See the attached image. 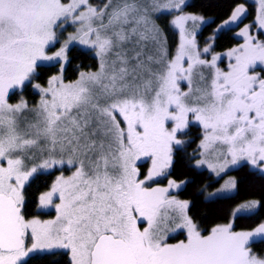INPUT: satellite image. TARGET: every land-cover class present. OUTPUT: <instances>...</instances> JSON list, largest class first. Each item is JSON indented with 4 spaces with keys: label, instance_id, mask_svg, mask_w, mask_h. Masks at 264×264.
Instances as JSON below:
<instances>
[{
    "label": "snow or ice",
    "instance_id": "snow-or-ice-1",
    "mask_svg": "<svg viewBox=\"0 0 264 264\" xmlns=\"http://www.w3.org/2000/svg\"><path fill=\"white\" fill-rule=\"evenodd\" d=\"M185 4L0 0V264H33L59 252L68 264H264L251 250L264 240V221L234 227L255 214L258 201L240 203L227 223L206 230L192 201L178 198L193 181L168 178L193 124L202 129L191 157L196 169L220 180L243 162L264 173V40L246 25L237 33L243 43L214 51L216 35L245 14L241 4L201 48L196 35L207 21L185 14ZM162 13L174 14L179 30L174 55L156 23ZM68 26L75 31L64 37ZM77 44L99 66L65 82ZM46 68L57 71L43 86ZM29 86L40 94L35 107L22 95ZM17 91L19 102L10 103ZM65 168L74 170L65 176ZM53 169L61 175L27 216L29 181ZM237 184L229 177L205 200L224 198ZM51 209L54 219L40 218ZM175 234L185 238L169 242Z\"/></svg>",
    "mask_w": 264,
    "mask_h": 264
},
{
    "label": "trees",
    "instance_id": "trees-1",
    "mask_svg": "<svg viewBox=\"0 0 264 264\" xmlns=\"http://www.w3.org/2000/svg\"><path fill=\"white\" fill-rule=\"evenodd\" d=\"M246 0H189L185 10L191 13L202 15L209 18L210 21L207 25H204L201 30L202 38L212 37L216 29L224 20L230 18L233 10L238 5H245ZM246 12L242 18L240 24L253 18L255 9L251 4L247 7L244 6ZM249 12V13H248ZM166 17V16H164ZM169 19L162 18L161 25L163 31L167 36L168 43L173 44L177 38V33L168 23ZM231 28V31H223L216 35L215 49L218 51H224L231 48L239 41L234 36L235 29ZM170 45V44H169ZM70 61L66 71L67 79H74L77 73L81 69H87L96 67L97 62L92 55L85 50L79 48H72L70 50ZM57 68H46L42 73L40 83H45L48 77L55 74ZM28 97L37 96L31 91L30 87L25 89ZM200 128L192 126L190 128V134L194 137L189 149L177 151L174 155V166L171 169L170 179L176 180H190V183L186 186V189L179 193V198L192 201L193 207L191 213L196 217L197 222L203 229L210 230L211 227L218 223H227L231 217L230 213L240 203L255 200L259 202V207L255 210V214L251 217L238 218L235 221V230H249L254 228L258 223L264 221V175L258 171L249 167V165L242 164L235 170H232L228 174L233 176L237 181V188L235 192L224 198L205 200V190L213 189L220 184L221 179H216L207 170L196 169L191 163L192 152L197 148L199 141ZM54 180V174H39L32 179L27 187L26 191V206L25 214L29 217L36 215L35 201L36 197L46 191ZM201 190H204L201 194ZM184 236H177L171 238L172 241L180 240ZM251 250L257 255H264V240H258L251 245ZM69 256L64 255L62 252L56 255H44L41 258L34 259L33 264H68Z\"/></svg>",
    "mask_w": 264,
    "mask_h": 264
},
{
    "label": "rangeland",
    "instance_id": "rangeland-1",
    "mask_svg": "<svg viewBox=\"0 0 264 264\" xmlns=\"http://www.w3.org/2000/svg\"><path fill=\"white\" fill-rule=\"evenodd\" d=\"M90 2L93 3L94 5H102V4L105 2V0H90ZM188 2H189V0H186V4H185V6H184V8H183L184 13H185V14H195V13H191V12H188V11L185 10V7H186V5H187ZM248 4H251V5L253 6V8L255 9V14H254L253 18H251L250 20L244 22V23L241 24V25H238V24H240L242 18L244 17V15H243V16L241 17V20L238 21L237 24H233V25L230 26L231 28H232V27L235 28V27L238 26V28L235 29V31L233 32V34H234V36L236 37V39L239 41L237 44H235V45L232 46L231 48L238 47V45H239L240 43H243V38H242V37H239V36L237 35V33H238L242 28H244L246 25L251 26V28H250L251 34L256 35L257 38L260 39V40H264V29H261V28L259 27V23H258V20H257L258 15H260V13H261V4H260V0H246V3H245L244 6L247 7V9H248ZM248 13H249V12H248ZM157 15H158V18H157V20H156V23L159 25V27H160L162 30H163V27H162V25H161V19H162V18H163V19H164V18H167V19H169L168 23H169L170 27H172V28L174 29V31L177 33V38H176V40H175V42H174L173 44L168 43V40H167V47H168V50H169V54H170V55H174V54H175V51H176V48H177V46H178V44H179V39H180V37H179V30H178V29H175V28L171 25V20L174 18V14L162 13V14H157ZM195 15H199V14H195ZM164 16H166V17H164ZM199 16H202V15H199ZM202 17H203V16H202ZM204 19H205V21H207V23L210 21L209 18L204 17ZM207 23H205V24H203V25L200 26V28H199L198 31H197V35H196L197 43H198V45H199L201 48H203V47L206 45V43L209 41V38H210V37H209V38H208V37H206V38H202V35H201V30H202V28H203L204 25H207ZM74 31H75V27H74V26H68V27H67V31L64 32V37H67L68 34L74 32ZM163 33H164V36L167 38V36H166V34H165L164 31H163ZM169 44H170V45H169ZM58 47H59V45H56V48H58ZM72 48H79V49H82V50L88 51V52L92 55V57L96 60V62H97V66H96V67H91V68H87V69H81V70H79V72H80V71H84V72H88V71H96V70L98 69V66H99V64H98V60L95 58V55H94V53H93L91 50H89V49H87V48H85L84 46L79 45V44L73 46ZM72 48H71V49H72ZM231 48H228V49H226V50H224V51H218V50L215 49V44H214V51H215L216 53H225V52H227V51H228L229 49H231ZM55 50H56V49L53 48V51H55ZM69 56H70V54H69ZM229 63H230V60H229L227 57H224V59H223L221 62H219V66H220L222 69H225V70H226V69H227V66H228ZM67 66H68V65H67ZM67 66H66V68H67ZM261 67H262V66H257L256 71H257V72H260ZM65 72H66V69H65ZM79 72L77 73V76H76V78H74V79H67V78H66V73H65V74H64L65 82H72V81L76 80V79L78 78V74H79ZM39 83H40V82H39ZM41 84H42L43 86H47V81H46L45 83H41ZM29 87H30L31 91L34 93V95L37 96V97H36V98H33L32 96L28 97V96L26 95L25 90H24V92H23L22 95H23V98H24L25 100H27V102H28V104H29L30 107H35V106H36L37 104H39V102H40V94L38 93L37 90H35V89L32 88L31 86H29ZM20 98H21V93H20L19 91H17V93H16L15 95H12V96L10 97V101H9V102L15 104V103L19 102ZM34 119H35V115H34V113H28V114H27V120H29V121H34ZM117 119H120V117L118 116ZM192 126L199 127L198 125H195V124H193ZM192 126H190V128H191ZM190 128H189V130H190ZM199 128H200V127H199ZM189 130H188V132H190ZM199 130H200V134H199L198 145L200 144V141H201V139H202V129L200 128ZM184 139L188 141V143L185 144V145L183 146V150H186V149H189V146H190L191 142L193 141L194 137L189 133L188 136L184 137ZM198 145H197L196 151L194 150V151L192 152V154H193L194 152H197V151H198ZM191 157H192V155H191ZM197 158H198V157H197ZM191 163H192V165L194 166V161L191 160ZM242 164H243V162H242ZM147 166H148L147 164L144 165L145 168H146ZM249 167L251 168L250 165H249ZM237 168H238V167H237ZM203 169H204V170H207L209 173H211V171L208 170L206 167H204ZM203 169H199V170H203ZM235 169H236V168L231 169L229 172H231L232 170H235ZM252 169H253V168H252ZM73 170H74V169H68V168H65V170L63 171V175H65V176H69V175H71V173H72ZM254 170H256V169H254ZM256 171H258L260 174H263V175H264V173H261L259 170H256ZM51 172H56V169H53V170H50V171L41 172V173H37L33 178H31V180L34 179V178H35L37 175H39V174H43V173H51ZM229 172H228V173H229ZM211 174H212L216 179H218L213 173H211ZM59 175H61V171H60V170L58 171V173H57L56 175L54 174V180H53V182L55 181L56 177L59 176ZM229 177L234 178L233 176H230L229 174H227L226 176H224V179H221V182H220L219 185H217L216 187H214V188L211 189V190L207 188V190H205L206 195H207L208 193H210V192H216L217 189H220L221 186H222L223 183H224V180H225V179H228ZM168 178H169V177H168ZM160 179H161V184H160V186H165V185L167 184V179H165V178H160ZM169 179H170V178H169ZM31 180H30V181H31ZM30 181H29V183H30ZM53 182H52V183H53ZM50 186H51V185H50ZM49 188H50V187H49ZM49 188H48V189H49ZM48 189H47V190H48ZM47 190H46V191H47ZM234 192H235V191H234ZM234 192H233V193H234ZM233 193L223 194V196H228V195H231V194H233ZM178 198H179V197H178ZM180 199H181V198H180ZM40 218H41V219H45V220H48V219H54V218H55V211H54V209L48 210L47 214L40 216ZM177 236H183V235H181V234H175L174 237H170L169 242H171V243L178 242L179 240H175V241H172V240H171V238H175V237H177ZM184 238H185V237H183L182 239H184ZM180 240H181V239H180ZM253 254L256 255V256L259 257V258H264V255H263V256H260V255H257L256 253H253Z\"/></svg>",
    "mask_w": 264,
    "mask_h": 264
},
{
    "label": "flooded vegetation",
    "instance_id": "flooded-vegetation-1",
    "mask_svg": "<svg viewBox=\"0 0 264 264\" xmlns=\"http://www.w3.org/2000/svg\"><path fill=\"white\" fill-rule=\"evenodd\" d=\"M67 68H68V66H67ZM67 68H66V71H67ZM65 73H66V72H65ZM58 171H59V170L56 169V172H51V173H47V174H55V175H56V174L58 173Z\"/></svg>",
    "mask_w": 264,
    "mask_h": 264
}]
</instances>
